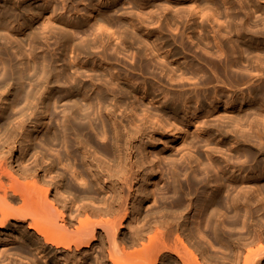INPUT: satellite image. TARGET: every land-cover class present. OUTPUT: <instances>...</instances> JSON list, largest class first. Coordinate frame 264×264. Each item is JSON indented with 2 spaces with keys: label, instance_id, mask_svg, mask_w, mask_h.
Wrapping results in <instances>:
<instances>
[{
  "label": "bare ground",
  "instance_id": "bare-ground-1",
  "mask_svg": "<svg viewBox=\"0 0 264 264\" xmlns=\"http://www.w3.org/2000/svg\"><path fill=\"white\" fill-rule=\"evenodd\" d=\"M30 1L36 0H0V264H264V0H225L222 7L215 0H169L189 8H177L167 25L183 20L187 38L213 59L193 54L184 33L172 43L152 40L157 12L170 4L118 14L122 0H77L88 28L74 42L66 31H79L80 22L47 0L38 9L24 6ZM36 21L42 31L32 30ZM56 29L65 58L37 56L39 38L56 36ZM111 47L131 53L129 69L145 79H196L201 91L158 99L140 93L124 72L82 61L101 48L99 58L109 64ZM185 53L213 76L195 63L184 67ZM216 82L225 90H214ZM133 95L159 107L127 103ZM210 112L218 125L206 127L208 136L242 143L241 152H228L248 177L210 174L218 162L202 166L191 152L196 138L183 142L207 133L198 118ZM159 142L157 159L168 161L169 172L156 184L146 151ZM216 149L207 148L210 160ZM176 150L186 151L171 158ZM154 198L158 205L144 211Z\"/></svg>",
  "mask_w": 264,
  "mask_h": 264
},
{
  "label": "rangeland",
  "instance_id": "rangeland-1",
  "mask_svg": "<svg viewBox=\"0 0 264 264\" xmlns=\"http://www.w3.org/2000/svg\"><path fill=\"white\" fill-rule=\"evenodd\" d=\"M110 1H113V0H109V2ZM198 1L202 4V0H198ZM47 2L49 4H51L53 7H58V11L62 14V16L65 19H70V21H72V22H74V21L80 22L82 28L79 29V31L75 30V33H74V30H71V29H68L66 31L70 36L73 37V41L74 42H79L81 40V38L84 37L83 36L84 34L81 31L86 29V28H88V25L85 23V19H83V16L80 14V11L84 8V5L83 4H77L76 3L77 0H73V3H74L75 8L77 10V12H75L71 8L72 7L71 4H69V2L66 1V0H52V1L51 0H49V1L47 0ZM129 2H131V0H122L123 5L119 4L115 11L117 12V10H119L118 14L122 13V12H128V13L132 12V11L138 12L140 10L139 8H142V5L143 6L146 5V7H147V6H150V4L154 8V9L153 8L152 9L154 11H156V10L160 9V5L161 4L162 5H169L170 4L169 5V8H170L169 11H165L164 13L160 12V11L157 12V14H159L160 16L162 15V16L160 17L159 22L157 24H155L154 26L150 27V29L153 30V35H154L152 40H155V38H159L160 40L169 41V42L172 43L171 40H172L173 36L179 37V36H181V33H184V35L182 36V37H184L183 38L184 42L187 45H189L194 52H196V53H193V54L198 55V56L201 55V57L206 56V58H208V57L211 58L212 57L211 59L214 58V56H208L207 57L208 54L205 55V53H203V51H201V48H200L201 46H199L197 44L196 40H193V42H192L191 40H189L187 38L186 35L188 34L189 30L187 29L188 27H186V24H185V22L183 20L175 19L174 22H175L176 25H174V23L172 25H170V26L167 25V17H173L175 15L174 11L177 8H181L182 6L184 8H187V6L189 5V2H187V1H186L187 3L186 2H182L183 5L180 2L175 3V2H171L169 0H132V3H130V4H129ZM215 2L218 3V5L220 4V6L222 7V5L225 3V0H215ZM43 3H44V0H42V1L41 0H36V1L27 2V3L24 4V6H26V7L32 6L35 9H38L39 7H42V5L44 6ZM93 3H98V2H96V0H94ZM1 5L4 7L3 4H1ZM171 5H172V7H170ZM2 6H0V10L3 9ZM7 8H8V6H7ZM188 8H189V6H188ZM144 10H146L145 12H148L147 9H144ZM116 12H114V13H116ZM135 12L133 14H135ZM145 12H143V13H145ZM114 15H115V17H114ZM112 16H113V17H111L112 20L114 19L115 21H118V17H116V14H113ZM220 21H223V19L220 18ZM40 23H41L40 21H38V22L36 21V23L33 24L34 26L32 25V28H34L32 30L36 29L35 32L36 31L39 32L43 28V27H41ZM7 25H8V22H7ZM159 27L162 29V31H160ZM29 29L30 28H28L27 31L25 32L26 35L31 31ZM130 30H133V28L131 26H128V31H130ZM208 30H209V27H208ZM59 31L60 30H57V29L55 30L56 36H54V35L52 36V35L48 34L49 37L47 39L39 38L40 40L38 41V44L36 46L37 48L34 49V52L36 53L37 56L41 57L44 54H51L54 58H59V57L65 58V54L62 51L64 43H62L61 39H59V37H60L58 35ZM131 32L134 33L135 30L134 31H130L129 33H131ZM140 34H142V33H140ZM199 34L203 35V32H198L197 35H199ZM211 35H212V33H211ZM142 37H143L142 40L144 39V41L152 43V40H149V39H147L144 36H142ZM87 39H88L89 42H91V36H88ZM115 44H116V41L113 42L114 46H115ZM129 45L130 44H127V46H129ZM114 46H112V47H114ZM112 47L108 49V53L110 55H112L110 57V59H108V61H110V62H108L109 64H103L102 61L100 60L99 57H100V54H101L100 53L101 48H93V49H91L89 54H87V56L84 57L82 61H87L90 65H93L96 68H99V66L104 65V68L108 67L109 69L114 70V72H117V71L124 72L123 76H126L127 80L131 81V83H132L131 85H133L134 88H137L140 93H142L143 90L145 89L149 94H154L155 96H158L157 97L158 99L159 98L162 99L163 95L171 96V95H177V94H180V93H188L189 94L194 89L199 90V88H200V86L198 88V84H197V80L196 79H193V80H190V81H186L185 80L184 82L181 81V82H183V84L180 83V82H170L166 76L158 75V74H155V76L157 77L156 79L151 78V77H146V79H145V77H142L139 74V72L132 71V70L129 69V65H130V63H129L130 62L129 61L130 57L129 56H131L130 55L131 53H119V52L116 53V52H114L112 50ZM173 47L174 46L169 48V50L171 51V49H173ZM28 48L29 47L25 48V50L27 52L30 51ZM215 50H216V48H215ZM131 51L134 52L133 49ZM193 54L185 53L184 55L183 54L180 55L181 58H180L179 62L181 64H183L184 67L187 66L188 68L192 67L193 64L195 63L194 66H193L194 68L201 67L199 69H201V70L203 69V72L206 75L208 74L210 77L213 76L211 71L207 69V66H205L203 63L200 64V62L196 63V61L193 60L194 59ZM69 56L71 57V55H69ZM70 57L68 59H70ZM190 62H192L191 63L192 65L190 64ZM176 65L177 64H175L174 67ZM196 65H197V67H196ZM59 68L60 67H58V69ZM145 80H146L147 84H145V86H143L142 82H145ZM253 82L255 83V81H253ZM216 83L214 84V87H213V88H215L214 90H217V89L219 90L220 88H221L220 90H225V89H222L223 86H222L221 82H216ZM218 83H219V85H218ZM180 84H181V86H180ZM242 87H244V86H242ZM207 88L210 91H212V88L210 86L209 87L208 86L205 87V89H207ZM63 91H64V93H66L67 89L64 88ZM199 91H201V89ZM246 91L247 90H244V93L247 94ZM94 94H95L94 90H92L89 93V95H91V96H94ZM132 101H134L135 104L138 102L139 105H141V107L142 106H146V108L148 107V109H150V108L152 109L154 107H156V108L159 107V105L154 104L153 102H148L149 100L146 101L145 99H142L141 95H136L133 98H130V99L126 100L127 103L128 102H132ZM191 105L193 107L197 106V104L194 101L191 102ZM206 111H208V108H207ZM221 111L222 110H220V113H221ZM210 113H211L209 115L210 117L206 116V117H208V119L205 116H203V115H199L201 117L198 118V120L200 121L201 125H203L202 128L205 127L206 130L205 129L204 130L206 132H207V130H208L207 128L209 126L211 128V126H213V125H218V121H216L217 119L215 120L213 118L212 112H210ZM190 115L192 117L191 120H195L196 121L197 118L194 115H192V114H190ZM183 120L186 121V118L183 119ZM220 122H219V125L222 124ZM179 126L182 127V126H184V124L181 125V123H180ZM166 132H169V130H166ZM192 132H194V129H193ZM208 132L204 133V134H198V133L195 132V134L192 133V134H190V136H185V138L183 140L184 143L189 144L188 141L194 140V138H196L195 140L198 142V146L195 147V148H192L191 152L194 153L195 155L196 154L198 155V157L200 158L201 165L202 166H207V167H212L215 164V163L212 162V160L213 161H217L218 165L216 166L214 171L210 172V174H214L215 172H217L218 175L221 176V172L225 171L228 176L229 175H234V176H237V177H246V176L248 177L250 175V173L246 172V169H244V171L241 173V171L239 170V166H238L237 161L235 159H231L229 157V154H231V153L228 152L229 149L241 152L242 149L244 148V146H242V143H236V140H235V138H233L232 135H228V138H223L222 136H218V137L215 138V136L209 137L208 136L209 135ZM208 137H209V144L206 145V140H207ZM168 138L169 137L166 136L163 141H167ZM162 144L160 145V142H159V145L156 148H148V150L146 151L148 160L149 161L153 160L155 165H156V167H157L158 177L155 178L156 184L158 183V180H160L162 178L165 179L167 173L169 172L168 170H166L167 166H165V164H168V161H165L163 163V162H161V161H159L157 159L160 156V153H162V151H163L164 145H162ZM171 145L174 146L175 143H172ZM213 147H216L218 149H216V151H213V153H212L213 157L210 160L209 157L207 156V148H213ZM185 151L186 150L173 151L172 155H171V158L179 159L181 157V155L183 153H185ZM193 166H194V164H193ZM188 169H190V168L188 167ZM229 177H227L226 179H228ZM150 183H152V182H150ZM261 183L264 184L263 181ZM252 185L255 186V184H252ZM153 191L155 192V197H157L158 194H157L156 187L153 188ZM151 201L144 205V211H147L150 208L154 209L158 205L157 204V198H154V200H153L154 202L153 201L151 202ZM158 203H159V200H158ZM194 214H195V211H192V213L190 215V219H189L190 223H192V225H194V218H195ZM202 240L206 241L205 238H202ZM215 251H219V250L216 248ZM0 252H1V249H0Z\"/></svg>",
  "mask_w": 264,
  "mask_h": 264
}]
</instances>
